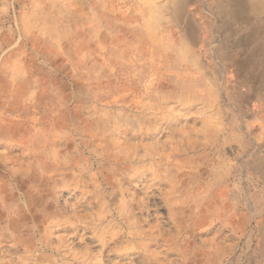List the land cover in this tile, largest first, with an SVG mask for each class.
<instances>
[{
    "label": "rangeland",
    "instance_id": "374dc122",
    "mask_svg": "<svg viewBox=\"0 0 264 264\" xmlns=\"http://www.w3.org/2000/svg\"><path fill=\"white\" fill-rule=\"evenodd\" d=\"M223 15L0 0V264H264V24Z\"/></svg>",
    "mask_w": 264,
    "mask_h": 264
},
{
    "label": "bare ground",
    "instance_id": "6f19581e",
    "mask_svg": "<svg viewBox=\"0 0 264 264\" xmlns=\"http://www.w3.org/2000/svg\"><path fill=\"white\" fill-rule=\"evenodd\" d=\"M186 1L187 0H185V4ZM224 1H226L227 4L224 5L223 4ZM214 4L218 5V8L221 10V12H223L224 14L223 16L226 18L228 22L233 21L238 23L240 22L245 23L248 26L249 35L258 34L257 42L260 41L259 26L261 25V23L262 25L264 24V20L263 22L260 23L253 13L255 11L264 12V0H214ZM183 9H180L179 11L175 8L174 10L175 14L180 17L182 15ZM181 22L184 21L182 20Z\"/></svg>",
    "mask_w": 264,
    "mask_h": 264
}]
</instances>
